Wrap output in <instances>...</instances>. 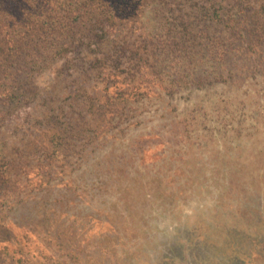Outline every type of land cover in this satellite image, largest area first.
I'll return each mask as SVG.
<instances>
[{
  "label": "rangeland",
  "instance_id": "374dc122",
  "mask_svg": "<svg viewBox=\"0 0 264 264\" xmlns=\"http://www.w3.org/2000/svg\"><path fill=\"white\" fill-rule=\"evenodd\" d=\"M194 2L207 5L212 12L217 9L227 14L236 20L235 24L223 27L210 24L201 14L196 18ZM171 4L177 5V12L171 11ZM160 12L165 24L172 26L181 16L191 22L192 31L187 33L182 26L143 30L139 22L131 23L133 46L127 48L119 72L132 79L129 69L135 64L131 62L136 51L151 50L149 46L156 42L159 48L155 56L160 63L156 73L165 79L170 92L164 91L163 99L153 93L139 99L132 97L123 106L126 113L113 123L114 131L120 132L114 139L116 145L103 147L91 160L97 166L103 158L121 161L128 176L140 177L144 187L137 185L122 196L119 192L103 193L92 200L90 196L96 194V189L90 190V205L84 208L89 214L110 208L119 218L126 215L123 210L128 203L137 213L136 217L120 218L125 224L122 226L130 225L136 234L130 231L133 238L121 251L138 246L146 255H142L143 263L124 258L128 264H264V0H165ZM175 39L187 44L188 53L179 54ZM163 42L169 48L161 46ZM45 43L55 48L58 57L73 62L64 61L69 66L60 72H65L63 77L54 75L57 69L49 64L50 59L40 68L35 67L37 74L31 80L37 86L27 91L25 103L4 108L12 115L9 121L0 123V134L4 135L1 139L21 151L34 140L35 128L40 129L36 118L22 122L23 118L30 117V113L41 118L50 110L55 114L72 99L75 101L77 94L80 98L88 95L87 91L81 93L84 88L99 89L102 80L78 59L75 46L73 54L64 40L47 39ZM225 50L234 52L226 63L222 61ZM83 54L86 56V51ZM177 67L185 77L181 75L180 88H173ZM137 142L139 151L146 150L144 153L136 152ZM139 156L143 158L140 161ZM71 162L77 164V158H71ZM85 169H76L73 177L60 176L53 183L56 187L37 194V199L14 209H0V239L4 237V225L21 235L16 224L28 219L43 197L57 201L56 207L68 203L77 214L76 179ZM153 178L159 182L147 184ZM103 180L104 176L97 177L95 188ZM6 244L0 243V258L6 255ZM29 244L36 250V244ZM29 244H23L26 251L30 250ZM9 248L12 252L13 247ZM127 256L131 255H123Z\"/></svg>",
  "mask_w": 264,
  "mask_h": 264
},
{
  "label": "trees",
  "instance_id": "16d2710c",
  "mask_svg": "<svg viewBox=\"0 0 264 264\" xmlns=\"http://www.w3.org/2000/svg\"><path fill=\"white\" fill-rule=\"evenodd\" d=\"M185 1L191 3V0ZM164 3L165 0H0V123L11 119L10 110L4 108L23 105L28 99L27 91L37 86L35 80H31L33 74H37L35 67L40 68L50 59L49 64L57 69L54 75L63 77L65 72L62 75L60 72L69 66L65 63L73 62L69 60L71 58L58 57L55 48L45 43L47 39L64 40L73 54L75 46L78 59L81 58L94 75L102 78L98 82L99 89L93 86L84 88L81 93L87 91L88 95L80 98L77 94L75 101L72 99L57 113L53 114L50 110L41 118L34 113L23 118L22 122L29 118H36L37 123L40 121V129L35 128L33 135H37L24 145L26 149L18 150L13 146L15 144L8 146L1 139L3 133L0 134V209H14L21 203L37 199V194L54 189L56 186L53 183L60 176L66 174L73 177L76 169L78 172L86 168L76 179L77 214L72 212L68 203L56 207L57 201L43 197L42 201L39 200L41 205L34 206L30 211V217L16 224V229L23 232L21 235L3 226L1 232L4 237L0 243L9 244L3 248L6 255L0 258V264H128L124 258H129L131 263H143L142 255L146 254L138 246L121 251L133 238L130 233L135 234L130 225L122 226L125 224L120 221V218L124 220V217L137 216L128 203L123 210L126 215L119 218L110 208L92 210L89 214L84 206L90 205L87 192L93 189H96V194L90 196V200L101 197L103 193L119 192L122 196L126 191L136 189L137 185L144 187L140 177L131 179L128 176L127 167L121 161L112 162L103 158L97 166L91 160L103 147L116 145L114 139L119 138L117 135L120 132L114 131L113 123L126 113L123 106L132 97L139 99L153 93L163 99L164 91L167 94L170 92L165 79L156 73L160 64L155 56L159 48L156 42L149 46L151 50L136 51V57L131 62V65L135 64L129 69L132 79L119 72L127 48L133 46L129 29L131 23L139 22L143 30L154 26L161 30L182 26L187 33L192 31L191 22L181 16L172 26L165 24L160 12ZM171 6L174 7L171 11L177 12V5ZM192 10L197 14L196 18L201 14L210 24L224 27L236 22L217 9L210 11L204 4L194 2ZM184 16L190 18L189 14ZM30 45L31 52L28 51ZM174 45L179 48L180 55L189 51V47L185 46L187 44L180 40L177 42L175 39ZM161 46L169 48L165 42ZM233 53L225 50L222 61L226 63ZM176 72L178 77L173 82V88H180L183 85L181 75L184 74L180 67ZM23 77L28 79L27 82ZM29 104L26 105L29 107ZM67 109L72 111L71 114ZM21 126L18 124L17 127ZM134 147L140 154L146 151H139L138 142ZM35 157H38L37 160ZM73 157L77 158V164L71 162ZM142 159L139 156V161ZM90 176L94 179L89 180ZM100 176H104L105 181L95 188L93 182ZM128 179L130 181L127 182ZM154 181L159 182V179L153 178L147 184L154 186ZM25 243L36 244V250H32L29 244L30 250L26 251ZM135 244L138 245L137 241ZM9 245L13 247L12 252ZM124 254L131 256L123 257ZM36 257L39 259L34 261Z\"/></svg>",
  "mask_w": 264,
  "mask_h": 264
}]
</instances>
